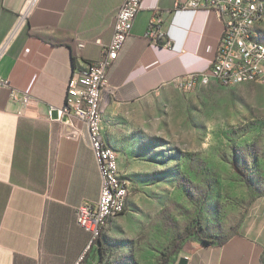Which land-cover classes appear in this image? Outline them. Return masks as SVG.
I'll return each mask as SVG.
<instances>
[{
  "label": "crops",
  "instance_id": "0c3cea01",
  "mask_svg": "<svg viewBox=\"0 0 264 264\" xmlns=\"http://www.w3.org/2000/svg\"><path fill=\"white\" fill-rule=\"evenodd\" d=\"M30 1L0 0V47ZM123 2L34 0L0 57V264H141L145 258L137 240L141 222L126 208L109 219L80 259L91 234L77 223L76 209L98 200L101 177L87 126L69 123L78 130L73 135L59 115L74 68L100 57ZM156 12L163 19L159 46L146 37ZM223 28L215 11L176 10L175 0H142L131 34L108 70L101 101L102 136L118 151L126 179L135 171L125 165L133 132L120 122L132 114L116 111L163 86L177 87L180 76L207 70ZM12 89L28 92L33 101L28 106L13 101ZM183 256L188 264H264V201L228 240L195 242Z\"/></svg>",
  "mask_w": 264,
  "mask_h": 264
},
{
  "label": "rangeland",
  "instance_id": "374dc122",
  "mask_svg": "<svg viewBox=\"0 0 264 264\" xmlns=\"http://www.w3.org/2000/svg\"><path fill=\"white\" fill-rule=\"evenodd\" d=\"M116 112L132 114L120 123L133 132L127 208L141 222V264H170L195 242L228 240L264 201V76L166 85Z\"/></svg>",
  "mask_w": 264,
  "mask_h": 264
},
{
  "label": "built area",
  "instance_id": "2783aa9c",
  "mask_svg": "<svg viewBox=\"0 0 264 264\" xmlns=\"http://www.w3.org/2000/svg\"><path fill=\"white\" fill-rule=\"evenodd\" d=\"M34 0L21 13L16 26L6 36L0 47V57L10 45V42L26 22ZM251 5L245 0H224L214 3L213 0H175L176 10L215 11L224 24L219 41L218 53L211 61L207 70L190 72L177 78L175 82L179 89L189 90L204 83L210 77L223 75V82L233 80L235 76H243L248 72H256L257 79L264 76V47L252 45L244 34V26L250 21L248 12ZM142 7V0H124L120 7L110 42L103 46L100 57L92 63L75 67L67 83L64 106L59 109L60 117L68 115L70 124L78 128L83 123L87 126L89 139L98 164L101 187L96 202H85L76 209L77 223L91 234L85 253L98 242V229L104 224L106 212H113L122 207V192L130 189L119 167V154H113L98 142V133H103V116H97V99L108 85V70L117 59L128 36L131 34L134 20ZM163 19L156 12L150 20L146 37L152 45L159 46L164 37ZM80 43V46H83ZM11 99L28 106L33 100L28 92L20 94L11 90ZM51 110L52 107L49 106Z\"/></svg>",
  "mask_w": 264,
  "mask_h": 264
},
{
  "label": "bare ground",
  "instance_id": "6f19581e",
  "mask_svg": "<svg viewBox=\"0 0 264 264\" xmlns=\"http://www.w3.org/2000/svg\"><path fill=\"white\" fill-rule=\"evenodd\" d=\"M245 1H247L248 3H255L257 0H245ZM213 2L223 3L224 0H213ZM263 16H264V3L261 0H258V5L250 6V10L248 12V19H250V21H248L244 26L245 38H247L248 41L252 45L258 46V47H264V42L259 41L257 39V26H258V23L263 19ZM256 79H257L256 72H248L247 74L243 76H235L233 80H229L227 83H222L223 75H215L214 77H210L204 83H209L215 80L221 85H236V84H241L245 82H252V81H255ZM192 88H189V89H192ZM101 101H102V98L97 99V116H102ZM98 142H103V146L107 147L111 151V153L119 154L118 151L103 138L102 133H98ZM128 196H129V190L128 192H122V207L123 208H115L113 212L105 213L104 224L99 225L98 240L102 236L109 219L112 216L122 214L125 212L127 208Z\"/></svg>",
  "mask_w": 264,
  "mask_h": 264
},
{
  "label": "water",
  "instance_id": "95a60500",
  "mask_svg": "<svg viewBox=\"0 0 264 264\" xmlns=\"http://www.w3.org/2000/svg\"><path fill=\"white\" fill-rule=\"evenodd\" d=\"M62 120L67 123V130L70 133H72L73 135H77L78 134V130L75 129L74 127H72L71 125H69L70 120H69L68 115H64L62 117ZM177 264H188V258L187 257H184V256L183 257H180Z\"/></svg>",
  "mask_w": 264,
  "mask_h": 264
},
{
  "label": "trees",
  "instance_id": "16d2710c",
  "mask_svg": "<svg viewBox=\"0 0 264 264\" xmlns=\"http://www.w3.org/2000/svg\"><path fill=\"white\" fill-rule=\"evenodd\" d=\"M101 238V237H100Z\"/></svg>",
  "mask_w": 264,
  "mask_h": 264
}]
</instances>
